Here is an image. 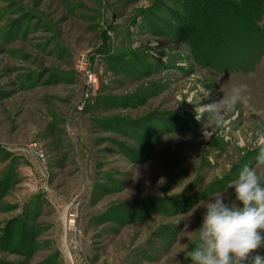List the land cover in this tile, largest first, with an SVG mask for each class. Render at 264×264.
I'll list each match as a JSON object with an SVG mask.
<instances>
[{"label":"rangeland","instance_id":"1","mask_svg":"<svg viewBox=\"0 0 264 264\" xmlns=\"http://www.w3.org/2000/svg\"><path fill=\"white\" fill-rule=\"evenodd\" d=\"M255 1L0 0V264H192L195 207L264 148ZM241 84L203 139L196 107Z\"/></svg>","mask_w":264,"mask_h":264},{"label":"clouds","instance_id":"2","mask_svg":"<svg viewBox=\"0 0 264 264\" xmlns=\"http://www.w3.org/2000/svg\"><path fill=\"white\" fill-rule=\"evenodd\" d=\"M247 90V85H236L221 99L196 107L195 119L205 122L203 139L212 138L215 128L224 123L225 113L244 99ZM210 95L207 91L204 98ZM255 161L231 182L234 199L225 202V195L217 193L195 207L205 212L198 231L200 243L186 256L192 264H264V255L258 251L264 248V148Z\"/></svg>","mask_w":264,"mask_h":264},{"label":"trees","instance_id":"3","mask_svg":"<svg viewBox=\"0 0 264 264\" xmlns=\"http://www.w3.org/2000/svg\"><path fill=\"white\" fill-rule=\"evenodd\" d=\"M255 3H256V5H255V9H254V15L253 16L246 15L244 18H245V22L247 24L246 26L248 28V32H250V35L255 36L254 39H251L252 43H255L256 45H258V47L254 49V54H256V55L259 54V56L264 57V2L255 1ZM194 4L196 5L197 8L196 9L193 8L194 9V11L192 12L193 15H196L198 13L197 11L202 10V7H206L207 5L208 6L212 5V4L206 3L204 1L201 2L202 6L196 1H194ZM211 7H213V6H211ZM221 8H222V6H220V5L214 7L215 13H217L218 11H221L222 10ZM211 20L215 21V22L220 21L218 16H216V17L214 16L211 19H204L205 27L200 29V30H202L201 33H204L206 35H212V33L210 32V29L207 25L209 23V21H211ZM220 30H222V29H220ZM217 33L218 34L216 36L217 37L216 41L218 42V44L220 43V44H222V46L224 45L225 48H227V49L229 48V46L233 45V43L227 42V41L229 39H231L232 37H234L233 36L234 34H232L230 31H228L226 35H223V33H221L220 31H218ZM222 36H223V41H221ZM200 43L201 42L198 43V48H200L199 52H200L201 48H204V50L201 51L202 60L205 58L207 60H210L211 63L212 62L214 63V61H215L214 57L215 56L212 55L214 50L208 46V43L203 42L201 45H200ZM225 44H227V45H225ZM253 60H254V58L252 59V61ZM220 64L221 63H219L218 65H220Z\"/></svg>","mask_w":264,"mask_h":264},{"label":"built area","instance_id":"4","mask_svg":"<svg viewBox=\"0 0 264 264\" xmlns=\"http://www.w3.org/2000/svg\"><path fill=\"white\" fill-rule=\"evenodd\" d=\"M90 82H93V78H92V77L90 78ZM70 223H71V224L74 223V219L71 218V219H70Z\"/></svg>","mask_w":264,"mask_h":264}]
</instances>
